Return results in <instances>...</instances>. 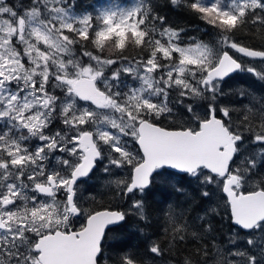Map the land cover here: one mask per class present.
<instances>
[{
    "label": "snow or ice",
    "instance_id": "6c2138e0",
    "mask_svg": "<svg viewBox=\"0 0 264 264\" xmlns=\"http://www.w3.org/2000/svg\"><path fill=\"white\" fill-rule=\"evenodd\" d=\"M127 2L0 0V264H264V0Z\"/></svg>",
    "mask_w": 264,
    "mask_h": 264
},
{
    "label": "trees",
    "instance_id": "16d2710c",
    "mask_svg": "<svg viewBox=\"0 0 264 264\" xmlns=\"http://www.w3.org/2000/svg\"><path fill=\"white\" fill-rule=\"evenodd\" d=\"M9 4H26L27 0H7ZM113 2H119L122 7H128L131 4L127 2V0H79V7L81 9L92 10L94 7L99 8L101 6H108V4ZM161 14L167 16L168 21L172 24L173 27H187L188 31L185 33V42H190L188 37L195 36L199 39L208 40L209 37L205 35L203 32L199 31V28H202V22L193 19L187 13L177 12L175 10H171L167 7L161 8ZM249 43L251 46H258L261 42L258 39L252 38ZM235 86V82L233 84ZM259 90L261 94H264V86H259ZM90 183L98 184L99 182L96 180L91 181ZM99 190V188L97 189ZM176 197L172 196L170 203H175ZM151 204V212L152 218L155 223V227L149 229L150 234L162 235L163 234V225H164V213L160 212L161 204L160 197H156L154 200L150 201ZM116 207L115 204L112 205ZM165 210H167V205L163 206ZM135 229L132 225L125 230H123L120 234H110V238L108 243L118 245L120 243L126 244L127 251L130 252H143V240L140 237H134L131 235Z\"/></svg>",
    "mask_w": 264,
    "mask_h": 264
},
{
    "label": "rangeland",
    "instance_id": "374dc122",
    "mask_svg": "<svg viewBox=\"0 0 264 264\" xmlns=\"http://www.w3.org/2000/svg\"><path fill=\"white\" fill-rule=\"evenodd\" d=\"M109 5V4H108ZM130 6H132V5H130ZM130 6H128V7H130Z\"/></svg>",
    "mask_w": 264,
    "mask_h": 264
}]
</instances>
